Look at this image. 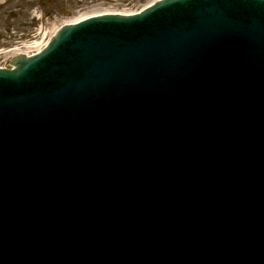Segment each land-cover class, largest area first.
I'll return each instance as SVG.
<instances>
[{
  "label": "water",
  "instance_id": "1",
  "mask_svg": "<svg viewBox=\"0 0 264 264\" xmlns=\"http://www.w3.org/2000/svg\"><path fill=\"white\" fill-rule=\"evenodd\" d=\"M0 69V264H264V0L65 24Z\"/></svg>",
  "mask_w": 264,
  "mask_h": 264
},
{
  "label": "flooded vegetation",
  "instance_id": "2",
  "mask_svg": "<svg viewBox=\"0 0 264 264\" xmlns=\"http://www.w3.org/2000/svg\"><path fill=\"white\" fill-rule=\"evenodd\" d=\"M139 1L142 0H0V65H6L10 51L22 46L25 40L46 33L39 21L49 25L81 11L104 10Z\"/></svg>",
  "mask_w": 264,
  "mask_h": 264
},
{
  "label": "bare ground",
  "instance_id": "3",
  "mask_svg": "<svg viewBox=\"0 0 264 264\" xmlns=\"http://www.w3.org/2000/svg\"><path fill=\"white\" fill-rule=\"evenodd\" d=\"M86 14V13H85ZM82 18H84V15L83 14H80V15H77V16H75L74 18H73V21H79V20H81ZM48 36L49 35H45V34H43L42 35V37L40 38V40H37L35 43H34V45H33V47L36 45V51H38V50H40L44 45H45V43H46V41H47V39H48Z\"/></svg>",
  "mask_w": 264,
  "mask_h": 264
},
{
  "label": "rangeland",
  "instance_id": "4",
  "mask_svg": "<svg viewBox=\"0 0 264 264\" xmlns=\"http://www.w3.org/2000/svg\"><path fill=\"white\" fill-rule=\"evenodd\" d=\"M35 8H33V10H34ZM82 12V11H81ZM80 12V13H81ZM88 12V11H87ZM32 15V14H31ZM75 16L77 15V13H75L74 14ZM29 19H30V16H29ZM62 22V20H61V18L59 19V20H56V21H52L51 22V24H46L45 22H40L39 21V24L38 25H42L43 27V30H45V31H47L48 33H52L53 31H54V29L56 28V26L57 25H59L60 23ZM28 24H30V23H28ZM39 26H37V28H38ZM47 27H51L50 29H49V31L47 30ZM12 29H15V28H13L12 27ZM35 38H38V37H35Z\"/></svg>",
  "mask_w": 264,
  "mask_h": 264
}]
</instances>
